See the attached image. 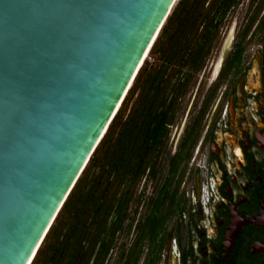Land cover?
Masks as SVG:
<instances>
[{"label":"water","instance_id":"1","mask_svg":"<svg viewBox=\"0 0 264 264\" xmlns=\"http://www.w3.org/2000/svg\"><path fill=\"white\" fill-rule=\"evenodd\" d=\"M176 1L0 0V264L31 263Z\"/></svg>","mask_w":264,"mask_h":264},{"label":"trees","instance_id":"2","mask_svg":"<svg viewBox=\"0 0 264 264\" xmlns=\"http://www.w3.org/2000/svg\"><path fill=\"white\" fill-rule=\"evenodd\" d=\"M241 0H178L30 264H142L155 254L180 152L168 139ZM151 192L147 193V185Z\"/></svg>","mask_w":264,"mask_h":264},{"label":"flooded vegetation","instance_id":"3","mask_svg":"<svg viewBox=\"0 0 264 264\" xmlns=\"http://www.w3.org/2000/svg\"><path fill=\"white\" fill-rule=\"evenodd\" d=\"M184 103L173 200L142 264H264V0L237 5Z\"/></svg>","mask_w":264,"mask_h":264},{"label":"bare ground","instance_id":"4","mask_svg":"<svg viewBox=\"0 0 264 264\" xmlns=\"http://www.w3.org/2000/svg\"><path fill=\"white\" fill-rule=\"evenodd\" d=\"M157 35H158V34H157ZM156 37H157V36H156ZM155 39H156V38H155ZM155 39H154V41H155ZM149 51H150V50H148V51L146 52L145 56L143 57V59H142L140 65H139L140 68H141L142 64L144 63L145 59H147V55L149 54ZM139 67H138V71H139V69H140ZM136 74H137V73H136ZM135 76H136V75H135ZM134 78H135V77H134ZM134 78H133V80H134ZM133 80L131 81L132 83H133ZM132 83L130 84V87H131ZM130 87H129V89H130ZM129 89H127V90L129 91ZM128 91H127V92H128ZM127 92L124 93V94L127 95ZM126 95H124V98L126 97ZM123 100H124V99H123ZM120 106H121V105H120ZM119 108H120V107H119ZM119 108H118V109H119ZM117 111H118V110H117ZM117 111H116V113H117ZM116 113H115V114H116ZM32 260H33V259H32Z\"/></svg>","mask_w":264,"mask_h":264},{"label":"rangeland","instance_id":"5","mask_svg":"<svg viewBox=\"0 0 264 264\" xmlns=\"http://www.w3.org/2000/svg\"><path fill=\"white\" fill-rule=\"evenodd\" d=\"M178 2V0L176 1V3ZM175 3V4H176ZM175 6V5H174ZM149 55V54H148ZM147 55V59H145V61H147L148 63H153V61H154V57L153 56H148ZM146 191H147V193H150L151 192V184H148L147 185V189H146Z\"/></svg>","mask_w":264,"mask_h":264}]
</instances>
